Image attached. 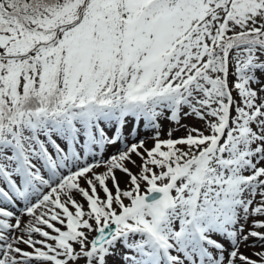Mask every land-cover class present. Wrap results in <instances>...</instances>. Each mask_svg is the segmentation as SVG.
<instances>
[{
    "label": "snow or ice",
    "instance_id": "6c2138e0",
    "mask_svg": "<svg viewBox=\"0 0 264 264\" xmlns=\"http://www.w3.org/2000/svg\"><path fill=\"white\" fill-rule=\"evenodd\" d=\"M0 264H264V0H0Z\"/></svg>",
    "mask_w": 264,
    "mask_h": 264
},
{
    "label": "rangeland",
    "instance_id": "374dc122",
    "mask_svg": "<svg viewBox=\"0 0 264 264\" xmlns=\"http://www.w3.org/2000/svg\"><path fill=\"white\" fill-rule=\"evenodd\" d=\"M185 123H195V125H196L197 127H200L201 129H203V123H202V122L185 121ZM170 127H175V125H170V124H168L167 122H165V125H164V134L161 135V139H166V138H168L167 135H166V132H167V130H168ZM205 134H207V133H205ZM144 135H145V133L142 132V133H141V136L138 137V138H143ZM184 135H186V132L184 131V129H180L179 131H175V132H173V138L181 137V136H184ZM152 146H153V145H152V141L149 140V141L147 142V144H146V147H149V148H150V147H152ZM114 150H115V149L110 148V149L108 150V152H106V153L104 154L105 158H107V156H108L111 152H113ZM133 158H134V159H137L136 157H133ZM137 163H139V160H138V159H137ZM129 167H131V165H129ZM101 171H102V169H101ZM132 171H133V172H136L137 169H136V168H133ZM117 176H118V178L120 179L121 187H122V188L125 187V180H126V177H124V176H123L121 173H119V172H117ZM81 183H82V185H83V181H81ZM109 186L111 187V184H109ZM98 192L100 193L101 196H103V192H102V191H100V190L98 189ZM77 199L80 200V197L77 196ZM85 207H86V204H85ZM24 219L27 220L28 218L25 217ZM57 226H60V225H57ZM37 238H39V237H37ZM21 247H25V246L21 245ZM241 250L244 251L246 254H252L254 251H258L259 249H258V248H253V247H249V248H242ZM253 258H255V257L253 256Z\"/></svg>",
    "mask_w": 264,
    "mask_h": 264
}]
</instances>
